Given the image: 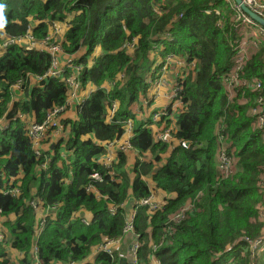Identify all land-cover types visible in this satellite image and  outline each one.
<instances>
[{"label":"trees","instance_id":"obj_1","mask_svg":"<svg viewBox=\"0 0 264 264\" xmlns=\"http://www.w3.org/2000/svg\"><path fill=\"white\" fill-rule=\"evenodd\" d=\"M55 23L63 28L58 36ZM237 24L225 0H0L6 40L24 37L29 28L38 43L54 36L82 66V89L95 86L75 120L62 122L64 138L37 156L27 119L42 123L49 110L65 106L68 86L61 78L44 79L49 53L18 46L0 52V120L8 122L0 130L6 218L0 264H35V249L40 264H120L124 248L114 257L96 250L123 240L133 215L142 264H153L155 256L160 264H264L252 260L247 241L261 236L264 226V131L252 113L264 88H242L241 102L230 99L223 84L241 40ZM167 32L172 41L162 39ZM169 54L195 61L196 74L182 85L184 111L168 118L173 138L158 142L131 108L148 94L158 56ZM252 77L264 79V45L240 74ZM19 81L22 94L12 91ZM129 120L131 149L104 163L106 144L122 140ZM224 150L232 164L228 176L218 161ZM95 174L100 180L92 179ZM16 187L18 197L5 195ZM151 195L158 199L155 211L141 204Z\"/></svg>","mask_w":264,"mask_h":264},{"label":"built area","instance_id":"obj_2","mask_svg":"<svg viewBox=\"0 0 264 264\" xmlns=\"http://www.w3.org/2000/svg\"><path fill=\"white\" fill-rule=\"evenodd\" d=\"M231 5V9L235 13L237 20V31L241 36L240 42L235 46V57L232 69L223 77V84L230 99L237 98L238 101H244V93L241 92L242 88H250L254 93L262 92L264 88V79H259L257 77H252L250 79H241L240 74L243 72V68L251 60L252 56L257 53V51L264 45V27L249 18L238 6L235 0H225ZM242 2L255 14L259 15L264 19V0H242ZM156 15L162 14V5H157L154 8ZM208 13V12H207ZM55 34L58 36L63 31V28L58 24L53 25ZM70 25L67 24L66 28ZM32 28H29L27 34L24 37L5 39L4 33L0 31V38L5 39L0 44V52L4 54L5 50L11 46H18L27 52L32 51H43L49 53L52 56L51 68L45 74L44 79L49 78H61L68 86V99L66 105L58 108L49 110L45 116L42 123H37L34 118L27 119L28 124V136L33 140L35 146V154L41 156V150L45 151L42 144L47 146V151L50 150L51 146H54L58 141L64 138V128L62 122L65 119L75 120L72 116L79 107L89 98L83 95L81 83L79 81V74L82 70L81 67H77L74 63L76 55H67L63 52L60 43L54 40V36L47 37L42 42H36L33 37ZM163 40L172 41L171 33L167 32L162 36ZM133 46L128 49H132ZM158 52L164 50V47H155ZM63 59V60H62ZM64 63V64H63ZM67 69H71L72 72L67 76ZM165 74H170L173 76L174 80L172 82V89L170 91L169 98H167V104L161 106L160 103L163 99L162 89L159 83L151 84V80L163 76ZM196 74V63L195 61L188 62L186 58L175 56L173 54L166 55L165 57H159L154 63L150 74L147 77V83L150 85L148 94L141 97L139 102L132 105V111L138 117L139 120L143 121L145 128H150L155 134V140L158 142H169L173 137H171V131L173 128H168L169 120L168 118L175 113H181L184 111L183 102L181 98L182 85L188 76H195ZM123 75L119 79H122ZM43 79V80H44ZM42 78L36 81L39 84ZM106 89L110 90L112 87L111 83H107L104 86ZM23 88V82L19 81L13 88V92H20ZM94 90L91 92V94ZM22 94V93H21ZM90 94V95H91ZM240 95L243 97L241 98ZM242 99V100H241ZM178 104V110L175 109L174 104ZM117 105H115L111 110V115L116 111ZM253 116L255 118V126L264 131V97L259 96L256 100L255 107L252 109ZM67 116V117H66ZM112 117H109L111 121ZM134 121L129 120L126 124V132L122 140L116 143H107L106 148L108 151V156L103 160L105 163L108 158L115 156L116 151L127 152L131 149L132 140L134 138ZM149 123V125H146ZM8 122L6 120H0V130L7 128ZM176 128L174 129V132ZM219 164L221 166V171L226 176L232 173V164L227 157V153L224 150L219 156ZM48 160L42 165L44 169L47 168ZM92 179L95 181L100 180L98 175H93ZM264 181V179H263ZM14 182V181H13ZM20 188L16 187L14 190L7 191L6 196L18 197L20 193ZM261 192L264 194V183L261 185ZM158 199L151 195L148 199L141 202L143 206H149L151 210L155 211L158 208ZM33 207L37 208V201L33 203ZM114 213V211H112ZM134 220L135 216H131L128 219V223L124 234H126L123 240H111L105 242L101 245L96 252L105 253L114 257L115 252L124 247L125 244L135 240L132 247V261L129 262L127 255H123L119 252V257L124 260V264H142L138 258V252L141 248V243L139 242V237L134 233ZM6 218L3 216V212L0 209V243L5 242L6 230L4 228V223ZM259 222L264 225V202L259 207ZM85 223H87L85 221ZM45 222L41 224V228L44 226ZM247 241L250 243V248L252 251V260L256 262H264V226L262 228V234L256 239H249ZM37 249L34 251L36 263L40 264L37 258ZM22 258V256H21ZM260 262V263H261ZM97 264V263H96ZM153 264H160L159 260L154 259Z\"/></svg>","mask_w":264,"mask_h":264},{"label":"rangeland","instance_id":"obj_3","mask_svg":"<svg viewBox=\"0 0 264 264\" xmlns=\"http://www.w3.org/2000/svg\"><path fill=\"white\" fill-rule=\"evenodd\" d=\"M173 80H174V78L170 74H165L163 76L161 75V76H158V77L151 80V84H156L158 82L159 85L161 86L162 94H163V99L160 103L161 106H165L167 104V98H169L170 91L172 89ZM93 90H95V86L93 84H88V86L83 91V95L86 96V95L90 94V92ZM174 106H175V109L178 110V104L175 103ZM44 144H45V142L42 144L43 148L45 149L44 152L48 153L47 152V146ZM134 242H135V240L133 239L132 241L128 242L125 246L126 248H128V255H127L126 250H125V252H126V255H127L130 263L132 261V247H133ZM125 247H123V248L125 249ZM241 249L245 250V248H243V247H241ZM233 257H234V255H231V258H233Z\"/></svg>","mask_w":264,"mask_h":264},{"label":"water","instance_id":"obj_4","mask_svg":"<svg viewBox=\"0 0 264 264\" xmlns=\"http://www.w3.org/2000/svg\"><path fill=\"white\" fill-rule=\"evenodd\" d=\"M236 4L238 6H240V8L242 9V11L249 17L251 18L253 21H255L256 23L260 24L261 26L264 27V19L262 17H260L259 15L255 14L254 12H252L243 2L242 0H235ZM124 260L121 261L120 264H124Z\"/></svg>","mask_w":264,"mask_h":264},{"label":"crops","instance_id":"obj_5","mask_svg":"<svg viewBox=\"0 0 264 264\" xmlns=\"http://www.w3.org/2000/svg\"><path fill=\"white\" fill-rule=\"evenodd\" d=\"M70 19H71V17H70L68 20H70ZM98 53H99V50L97 49V50H96V55H98ZM80 55H81V54H80ZM94 58H95V57H91L90 59H94ZM91 92H92V91H91ZM91 92H90V94H91ZM90 94H88V95H86V96L89 97ZM72 116L76 118V113H73ZM125 246H126V244L124 245V247H125ZM125 250L127 251V255H128V248L125 247ZM20 258H21V256H20Z\"/></svg>","mask_w":264,"mask_h":264}]
</instances>
